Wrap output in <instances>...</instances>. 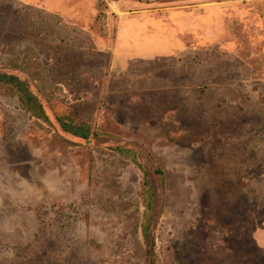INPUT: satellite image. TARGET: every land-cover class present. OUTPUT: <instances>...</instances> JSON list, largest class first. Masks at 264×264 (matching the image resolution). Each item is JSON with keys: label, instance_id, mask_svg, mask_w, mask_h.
Wrapping results in <instances>:
<instances>
[{"label": "rangeland", "instance_id": "obj_1", "mask_svg": "<svg viewBox=\"0 0 264 264\" xmlns=\"http://www.w3.org/2000/svg\"><path fill=\"white\" fill-rule=\"evenodd\" d=\"M0 75V264H264V0H0Z\"/></svg>", "mask_w": 264, "mask_h": 264}, {"label": "trees", "instance_id": "obj_2", "mask_svg": "<svg viewBox=\"0 0 264 264\" xmlns=\"http://www.w3.org/2000/svg\"><path fill=\"white\" fill-rule=\"evenodd\" d=\"M6 82L10 85H15L17 87H19L20 89H22L24 92H22L21 94H25L24 97H20L19 95V101L24 109V112L26 114H28L29 116H34L36 118H41L44 121H49V115L46 113V111L42 108L41 104H38V106H36V110H34L33 106L29 105V102H37V99L34 95H32L31 93L29 94V92L27 90H25V86L24 83L22 81H20L17 77L14 76H8V75H0V82ZM79 112L77 109H75V111H71L69 112V114L67 116L61 115L58 118H56V121L58 123L61 124L60 128L61 131L64 132V134L76 138V139H80V140H89L91 139V136H94V132L91 130V126L84 123L81 119L80 116H78ZM145 208L147 211H152L151 205L150 204H146ZM152 217H145L144 218V223L141 226V230H142V235L143 238L145 240H148L150 242V250H151V261L149 262V264H153V255H154V240L153 238H150V234H151V230H150V226L152 225L151 222Z\"/></svg>", "mask_w": 264, "mask_h": 264}, {"label": "crops", "instance_id": "obj_3", "mask_svg": "<svg viewBox=\"0 0 264 264\" xmlns=\"http://www.w3.org/2000/svg\"><path fill=\"white\" fill-rule=\"evenodd\" d=\"M132 15H137V14H132ZM125 17H126V15H124V16H122V17H120L121 18V28H123V31L120 33V35H118V36H121L122 35V37H124L125 39H127V38H129L128 37V34H126V31H127V27L129 28V30L131 31V29H132V27H133V25H135L134 23H128V24H126L127 23V20L125 19ZM184 20H185V22L186 21H188L190 24L192 23V21H190L189 20V18L187 19V18H184ZM197 21V20H196ZM195 21V22H196ZM120 28V29H121ZM197 30H200L201 32L203 31V34L205 33V32H208V33H211L210 31H209V29H208V26H204V25H202V23H200L199 22V25H198V29ZM134 33H136V31H133ZM124 34H126V35H124ZM120 38V37H119ZM118 38V39H119Z\"/></svg>", "mask_w": 264, "mask_h": 264}]
</instances>
